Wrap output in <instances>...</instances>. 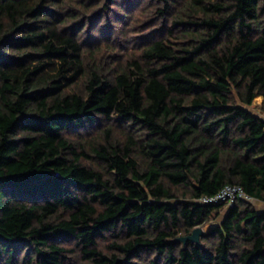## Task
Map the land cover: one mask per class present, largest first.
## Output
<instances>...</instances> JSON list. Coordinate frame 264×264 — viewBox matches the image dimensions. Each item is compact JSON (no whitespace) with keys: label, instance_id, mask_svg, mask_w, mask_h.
<instances>
[{"label":"trees","instance_id":"16d2710c","mask_svg":"<svg viewBox=\"0 0 264 264\" xmlns=\"http://www.w3.org/2000/svg\"><path fill=\"white\" fill-rule=\"evenodd\" d=\"M257 97L264 0H0V264H264Z\"/></svg>","mask_w":264,"mask_h":264},{"label":"built area","instance_id":"2783aa9c","mask_svg":"<svg viewBox=\"0 0 264 264\" xmlns=\"http://www.w3.org/2000/svg\"><path fill=\"white\" fill-rule=\"evenodd\" d=\"M237 199H246L249 201L254 200L249 197L240 186L237 185H228L224 187L218 194L214 196H203L198 199V202L201 204H216L221 202H227L230 205Z\"/></svg>","mask_w":264,"mask_h":264},{"label":"rangeland","instance_id":"374dc122","mask_svg":"<svg viewBox=\"0 0 264 264\" xmlns=\"http://www.w3.org/2000/svg\"><path fill=\"white\" fill-rule=\"evenodd\" d=\"M261 103H262V97H261V99H259V100H257V98H256V99L254 100L253 104L249 107V109H250V111H252L253 113H255V114H257V115H261L262 117H264V116L261 114V112H260V105H261ZM251 202H253V203L255 204L256 208H258L260 211H261V210L264 211V209H261V207L263 206L264 203L259 202V201H256V200H252ZM226 203H227V202H226ZM227 205L230 206L229 203H227ZM225 212H226V210H225ZM225 212H223V213L221 214V216L218 218V220H217L216 222L220 221V220L223 218ZM203 228H204V227H203ZM206 228H207V227H206ZM206 228H205V229H206Z\"/></svg>","mask_w":264,"mask_h":264},{"label":"water","instance_id":"95a60500","mask_svg":"<svg viewBox=\"0 0 264 264\" xmlns=\"http://www.w3.org/2000/svg\"><path fill=\"white\" fill-rule=\"evenodd\" d=\"M205 233V230L203 228V226H198L197 228H195L193 230V232L188 235V236H183V237H179L177 238L176 240L177 241H182L184 243L186 242H193V243H196V244H200V238L201 236Z\"/></svg>","mask_w":264,"mask_h":264},{"label":"crops","instance_id":"0c3cea01","mask_svg":"<svg viewBox=\"0 0 264 264\" xmlns=\"http://www.w3.org/2000/svg\"><path fill=\"white\" fill-rule=\"evenodd\" d=\"M260 202V201H259ZM262 203H264V202H262ZM261 209H264V204H263V206L261 207ZM262 211V210H261Z\"/></svg>","mask_w":264,"mask_h":264},{"label":"bare ground","instance_id":"6f19581e","mask_svg":"<svg viewBox=\"0 0 264 264\" xmlns=\"http://www.w3.org/2000/svg\"><path fill=\"white\" fill-rule=\"evenodd\" d=\"M261 99V97H257V100Z\"/></svg>","mask_w":264,"mask_h":264}]
</instances>
